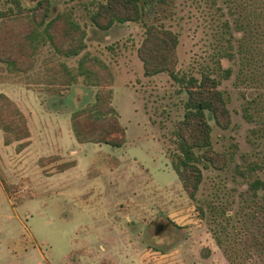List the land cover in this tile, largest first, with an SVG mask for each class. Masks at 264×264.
Segmentation results:
<instances>
[{
  "label": "rangeland",
  "instance_id": "rangeland-1",
  "mask_svg": "<svg viewBox=\"0 0 264 264\" xmlns=\"http://www.w3.org/2000/svg\"><path fill=\"white\" fill-rule=\"evenodd\" d=\"M38 1L21 0L26 8ZM50 1L51 18L71 12L86 29L87 52L110 68L115 81L113 104L126 128V145L119 150L83 146L84 161L61 177L72 183L62 195L53 192L51 199L36 196L30 200L37 192L29 191L28 185L43 179L39 174L35 173L34 179H20L16 177L19 170L8 165V182L0 164V175L17 207L14 214L0 189V209L8 214L0 220V264H139L140 260L142 264H232L228 254L233 256V264H264V251L256 238L263 217L258 205L251 202L243 179L235 174V165L242 164L243 155L253 154L252 159L260 160L264 154L257 152L261 148L251 149L246 141L251 126L242 119L243 101L233 79L221 87L232 116L230 128L223 131L210 118L214 151L233 154V160L223 171L204 170L196 200L190 201L170 164L175 153L172 132L184 114L185 92L167 75L145 78L137 57L145 25L150 24L163 25L178 35L177 69L181 74L215 69L220 52H231L229 41L235 54L236 41L242 38L237 30L241 25L248 26L252 54H264V23L252 18L254 2L153 3L144 11L142 22L101 32L91 26L88 14L104 0ZM10 6L14 7L8 0H0V11ZM78 59L65 62L76 71ZM61 61L45 45L26 74H10L0 63V94L19 100L16 102L26 111L42 105L44 109L75 112L93 103L95 90L85 86L82 78L67 90L48 91V69ZM236 62L222 60L225 68L235 70ZM256 93L251 90L247 95ZM12 151L8 155L11 165ZM64 163L58 161L52 170ZM258 174L264 177V170ZM57 199L67 206L56 205ZM198 208L204 210V218ZM120 232H126L129 240L136 237L133 254L115 255L123 242L114 233ZM143 249L146 254L140 256Z\"/></svg>",
  "mask_w": 264,
  "mask_h": 264
},
{
  "label": "trees",
  "instance_id": "trees-1",
  "mask_svg": "<svg viewBox=\"0 0 264 264\" xmlns=\"http://www.w3.org/2000/svg\"><path fill=\"white\" fill-rule=\"evenodd\" d=\"M14 7L0 11V63L8 73L26 74L35 64L41 48L49 45L62 61L48 69V91L58 93L72 87L79 78L85 86L95 90L94 102L71 115V129L78 144H92L121 149L126 145V128L121 124L114 106V77L108 65L100 57L87 52V32L72 16L63 12L51 18L50 0H39L34 7L26 8L21 0H8ZM169 0H104L89 12L91 26L101 32L110 31L119 25L142 22L144 11L151 4L165 5ZM254 2L253 20L264 23V0ZM247 16H249L247 14ZM252 22L251 18L248 19ZM264 26V25H263ZM227 27V25H226ZM248 26L237 30L242 38L237 39L236 53L228 42L231 52H220L215 69L201 70L196 74H181L178 66L179 37L163 25H145L144 34L137 49L145 78L167 75L185 92L184 114L172 132L175 150L171 169L176 174L182 191L190 201H195L204 179V170L223 171L234 155L214 151L212 126L226 131L232 124L231 112L221 90L222 83L233 79V87L242 98L241 116L251 126L247 143L251 149L261 148L264 154V54L253 55L248 45ZM76 71L65 61L77 58ZM237 60L235 70L224 67L222 60ZM51 88V89H50ZM255 90V96L247 92ZM0 130L6 146L17 144V152L29 146L28 118L7 95L0 94ZM237 149V146H234ZM253 154L242 156V164L235 165V174L243 179L251 202L258 205L262 225L256 237L264 251V158L252 159ZM60 161L59 157L42 158L38 165L43 168ZM75 166V162L57 167L61 173ZM4 183V182H3ZM7 184L4 187L9 194ZM201 218L204 210L198 208ZM233 261L232 255H227Z\"/></svg>",
  "mask_w": 264,
  "mask_h": 264
},
{
  "label": "crops",
  "instance_id": "crops-1",
  "mask_svg": "<svg viewBox=\"0 0 264 264\" xmlns=\"http://www.w3.org/2000/svg\"><path fill=\"white\" fill-rule=\"evenodd\" d=\"M12 100L14 102L16 101L19 102V100L16 99L15 100L12 99ZM16 104L28 118V127L31 136L28 141L29 146L25 148L23 151L17 152V144H12L9 146H6L4 144L3 132L0 130V164L5 169L4 172L6 173V179H8L7 175L9 176L11 172L8 168L7 169L9 170V173L6 170V167H8L9 165L10 166L9 168L13 167L19 170L20 173L16 175L17 178L19 177L21 179V178L31 177V179H34L33 176L35 173L37 175L39 174L40 178H43L40 179L37 184L33 183L32 185H28V187L30 188L29 191L35 190L37 192L36 195L32 194L30 200H33L34 197L36 196L49 197V199H51V194L53 192L57 193L56 195L58 194L62 195V193L65 190H67L69 184L72 183V180H68L67 178L63 179L61 177L65 176L66 174H69L71 171L77 170L80 161H84L85 158V154L82 153L83 146L87 145V144H78L74 138L71 129V115L73 112H69V111L62 112L60 110H53L50 108L44 109V106L42 105H36L32 110L26 111L17 102ZM88 145L96 146L100 148V146L98 145H92V144H88ZM10 149H12L13 150L12 152H14L13 160L11 161L12 165L11 163H9L10 160H8L9 159L8 155H10L9 153ZM49 157H59L60 162L63 163L64 162L68 163L71 161L75 162V166L61 173L57 172L56 170H52V168H54L56 163L41 168L38 165V161L42 158H49ZM32 168L34 170H32ZM47 170H51V171H47ZM76 175L79 176V173H77ZM83 175L84 172L81 173V176ZM7 181L9 182V179ZM13 184H15V181L13 182ZM0 189L5 195V198H7V200L9 201L13 213L16 214L17 207L14 203H12L13 202L12 198L9 196L10 194L7 193L4 187V183L1 175H0ZM85 200L86 202L88 201V199ZM54 203L56 205H59V207L62 206V208H64V206H67L65 201L62 202L58 199L55 200ZM7 216L8 214L6 209H0V220L3 217L7 218ZM120 233L121 234L114 233V237L118 238L120 241L123 242L121 248L115 255L133 254L134 253L133 242L134 239H136V237H133L132 239L129 240L128 236L126 235V232H120ZM140 234L141 233H139V235ZM21 254L27 256L29 253H26V251L25 253L21 251ZM145 254H146V249H143L141 250L139 255L144 256ZM111 264H116V261L111 262ZM139 264H142L141 260Z\"/></svg>",
  "mask_w": 264,
  "mask_h": 264
},
{
  "label": "flooded vegetation",
  "instance_id": "flooded-vegetation-1",
  "mask_svg": "<svg viewBox=\"0 0 264 264\" xmlns=\"http://www.w3.org/2000/svg\"><path fill=\"white\" fill-rule=\"evenodd\" d=\"M113 29V28H112ZM94 102V101H93ZM78 111V110H75V112ZM74 113V112H73Z\"/></svg>",
  "mask_w": 264,
  "mask_h": 264
}]
</instances>
